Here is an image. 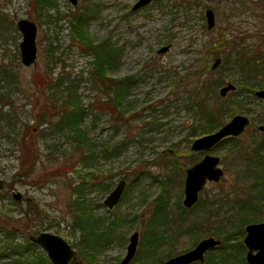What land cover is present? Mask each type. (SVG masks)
Segmentation results:
<instances>
[{
    "label": "rangeland",
    "instance_id": "1",
    "mask_svg": "<svg viewBox=\"0 0 264 264\" xmlns=\"http://www.w3.org/2000/svg\"><path fill=\"white\" fill-rule=\"evenodd\" d=\"M136 1L77 0L72 4L69 0H56L55 9L43 10L35 6L34 0H0V76L6 78L0 82V107L2 101L6 102L0 108V178L4 183L0 224L14 229L17 241L49 231L75 245L81 233L72 227L71 206L80 189L83 201L103 221L94 264H120L135 231L139 234L137 250L128 264H165L168 258L194 247L201 238H217L204 230L194 236L189 229L183 231L186 222L179 228L173 221L179 219V207L183 206L185 170L202 157V153L191 150L192 141L203 135V123L193 120L186 108L188 90L197 82L190 72L198 68L210 42H221L234 35L236 42L250 47L264 43V0H204L215 13L216 25L211 30L207 29L204 16L201 20L198 12L193 13L191 4L195 0H185L192 13L183 6L173 7L181 0H160L133 11L131 7ZM84 11L89 13L88 30L93 41L121 51L109 76L133 78L120 110L105 104L107 96L89 75L92 56L72 32L74 18ZM21 18L30 19L37 26V58L28 67L20 62L21 36L16 21ZM167 44L170 49L159 55L157 50ZM228 51L229 48L225 52ZM40 75L47 76L51 83H35ZM65 87L70 92L68 101L70 97L72 102L77 99L85 109L82 127L89 143L83 148H74L71 141L53 131L46 140L38 138L47 125L45 122L56 119L52 114L62 103L60 97L67 94ZM233 98L231 94L228 100ZM251 101L254 109L250 111L231 102L233 112L224 120L227 122L236 114L247 115L250 122L241 134L245 141L255 130L257 134L264 132L258 129L264 124L257 116H263L259 106L264 104ZM193 127L198 128V134L186 136ZM224 145L211 150L221 157L224 176L218 182L205 184L200 192V199L205 202L238 188L236 196H247L243 193L246 183L240 179L236 182L238 176L244 180L241 163L228 154ZM26 151L36 152L40 159L30 177L17 175L22 171L21 154ZM81 151L85 160L81 159ZM107 175L110 186L103 191L100 179ZM120 180L126 182L122 198L113 209H108L103 200ZM12 191L22 194L19 203L10 201ZM164 205L166 218L161 216ZM198 212V207L187 212V220L198 218ZM233 215L220 222V213L207 223L215 221L214 231L222 223L225 230L233 233L231 228L239 223L237 214ZM250 216L257 218L253 222L264 221V207ZM47 225H51L47 230L40 228ZM2 234L0 231V264H15L22 257L11 255ZM154 235L156 241L151 242ZM243 237L244 233L224 241L227 247L223 252L210 251L217 256L214 264H235L245 256L246 250L234 249V243L243 242ZM77 258L82 260L80 255Z\"/></svg>",
    "mask_w": 264,
    "mask_h": 264
},
{
    "label": "trees",
    "instance_id": "2",
    "mask_svg": "<svg viewBox=\"0 0 264 264\" xmlns=\"http://www.w3.org/2000/svg\"><path fill=\"white\" fill-rule=\"evenodd\" d=\"M36 7L49 10L56 8V0H34ZM183 6L184 9L190 10V6L193 5V12H198L200 19H203V9L207 7L204 0H195V4L187 6L185 0H181L178 4ZM189 14V13H188ZM88 15L87 11L81 12L77 15L72 22V32L76 39H78L84 46H86L87 51L92 55L91 67L89 69V75L91 80L97 82L98 88L107 96L105 104L111 105L110 109L122 108L124 104V99L126 94L129 93L132 87V77L124 78H111L109 76V71L116 67V57L120 55V49L109 45L106 46L105 43H96L91 38L88 30ZM205 28L204 24H201ZM231 36V35H230ZM227 36L226 39L221 40V42H210L205 55L199 59L198 68L190 72L191 76L197 77V82L191 89L188 90V100L186 108L191 113L193 120L197 119L203 123L200 128L201 134H206L214 131L225 123V118L232 114L231 102L240 106V109L245 111H250L254 109L253 101H258V104L262 102L264 104V99L257 98L254 95L255 90L264 88V43L257 44L256 46H247L240 42H236V38L233 36ZM222 38V37H221ZM236 40V41H235ZM229 48L228 52H225ZM226 49V50H225ZM210 58V60H209ZM217 58L221 59L220 64L215 70L211 69V61L214 62ZM5 60V58H3ZM211 63V64H210ZM7 66V65H6ZM5 68V65L2 68ZM1 68V69H2ZM7 69V67H6ZM6 77V75H5ZM6 81L4 75L0 76V82ZM16 81V80H15ZM51 80L47 76L40 75L35 83L40 82L51 83ZM226 81H230L235 84L236 89L227 94L226 97L221 98L217 94V90L225 84ZM70 82L73 83V80ZM6 87V85H4ZM64 91L67 92L65 97H60L59 100L62 101L59 108H55L52 117L55 120H50L45 123L44 127L41 129L38 138L40 140H46V136L49 135L50 131L54 134L60 135L67 141H71L74 148L86 147L89 143V138L84 128L82 127L85 109H82L80 103L77 99L72 102V97L70 92L67 91L65 87ZM233 94L235 98L231 101L228 99L230 95ZM58 102V101H57ZM68 103V107L65 106ZM6 106V102L2 101V108ZM0 107V108H1ZM152 108L151 106H149ZM260 110L264 116V105L259 106ZM8 116L11 115V111L7 112ZM259 117V122L264 124V117L261 113L257 115ZM262 117V118H261ZM255 119V116H254ZM43 125V124H40ZM25 124H22V128ZM198 128H192L191 131L186 135L188 137H194L198 134ZM227 149L228 154H230L234 159H238L242 167V180L239 176L236 182L240 179L243 184L246 183L247 188L243 190L247 196L245 198H239L236 196L238 189L234 190L231 194H218V197L209 196L211 199H198L197 203L191 208H185L180 205L179 207V219L175 218L173 221L176 222L179 228L183 226L186 222L187 227L184 226L183 231L190 230V233L196 236L202 233L203 230L211 235H216L217 238L221 239L222 242L219 246L215 247L214 250L225 251L227 247L224 241L232 238L234 235H242L244 233V227L247 223L256 221L257 218H253L250 215H255L256 212L260 211L264 207V132L257 134L251 132V138L249 141H245L242 135L239 137H227L221 140L214 148L222 146ZM192 153V152H191ZM86 156L83 151H81V159L85 160ZM194 156V155H192ZM28 157V160H27ZM33 158V161L30 159ZM38 155L36 152H24L21 154V170L18 171L17 175L30 177L33 173V169L36 163H39ZM42 163V162H41ZM193 163V162H192ZM43 164V163H42ZM176 168V164H174ZM16 175V176H17ZM107 177L101 178V190L106 191L110 184L106 182ZM97 179V178H96ZM235 185L236 187L244 186ZM75 192V188H73ZM202 193V192H201ZM83 193L82 189L76 192L75 198L73 199L74 213L72 216V227L74 231H79L81 233L79 241L75 242L73 246L78 247V256L80 255L82 260H77L72 264H84V262L89 261L90 264H94L96 257V241L99 236H102L99 231V227L102 224L100 217L94 214V208L89 204L85 203L82 199ZM224 198V202L222 200ZM11 202L19 203L18 201H13L10 197ZM167 200L164 203L167 204ZM200 208L199 217L191 221L187 220V212L194 210L195 208ZM163 212L161 213L162 218H166V208L165 205L162 207ZM220 213H222V219H229V215L237 214L239 223L237 227H232V231L225 230L222 223L216 226L214 231V222L208 225L210 218H217ZM24 215H27L25 213ZM234 216V215H233ZM227 217V218H225ZM207 223V224H206ZM208 225V226H206ZM39 226V224L37 225ZM5 224H0V231H3L2 239L4 240L6 247L11 251V255L21 256L18 258V262L15 264H51L45 253L36 249L28 240V238H23L17 241L16 231L14 229L4 228ZM51 225L41 226L42 230H47ZM243 228V229H242ZM38 229V227H37ZM206 229V230H205ZM212 230V232H211ZM155 235H159L158 233ZM151 238V242L156 241V236ZM1 240V239H0ZM235 250L238 252L245 251V246L243 242L234 243ZM229 246V245H228ZM36 250V251H35ZM212 251V250H211ZM227 253H225L226 256ZM217 256L212 252L206 254L205 264H214V260ZM226 259V258H225ZM150 264V263H148ZM151 264H153L151 262ZM164 264V263H163ZM224 264H231L230 262H224ZM235 264H246L245 258L242 255Z\"/></svg>",
    "mask_w": 264,
    "mask_h": 264
},
{
    "label": "water",
    "instance_id": "3",
    "mask_svg": "<svg viewBox=\"0 0 264 264\" xmlns=\"http://www.w3.org/2000/svg\"><path fill=\"white\" fill-rule=\"evenodd\" d=\"M72 4H76L77 0H69ZM152 1L157 0H137L132 9L145 6ZM205 19L208 29L215 25V16L211 8L205 9ZM16 28L21 35L18 43L20 62L23 66H30L35 63L37 58L36 34L37 26L34 21L21 18L16 21ZM170 45L161 46L158 54L167 52ZM221 62L217 58L211 68L215 69ZM236 86L234 83L227 81L218 90L221 98H224L228 92L234 91ZM257 98L264 99V88L257 89L254 92ZM250 118L247 115L236 114L232 116L222 126L210 133L203 134L195 138L191 143V150L194 152L203 151L205 154L200 160L189 166L185 171L183 199L182 205L185 208L193 207L198 199L199 194L207 182H218L224 176V169L220 164V156L209 153L221 140L227 137H238L241 135L246 126H248ZM258 129L264 131V125H259ZM126 187L125 180H120L103 200V204L108 209H113L123 195ZM4 183L0 178V193L3 191ZM19 191L12 192L14 201L21 198ZM29 241L40 247L46 253L51 264H72L78 257V251L63 237L51 233L49 231H40L36 234H30ZM139 234L133 232L129 237L127 252L120 264H128L137 250ZM221 244V240L213 236L201 238L191 249L168 258L165 264H203L205 261V253ZM243 244L246 248L245 261L246 264H264V221L250 222L244 227Z\"/></svg>",
    "mask_w": 264,
    "mask_h": 264
},
{
    "label": "flooded vegetation",
    "instance_id": "4",
    "mask_svg": "<svg viewBox=\"0 0 264 264\" xmlns=\"http://www.w3.org/2000/svg\"><path fill=\"white\" fill-rule=\"evenodd\" d=\"M158 1H160V0H157V1H152V2H150L149 4H147V5H145V6H142V7H139V8H137V9H132V7H131V9L133 10V11H136V10H139V9H141V8H144V7H146V6H149L150 4H154V3H156V2H158ZM77 3V2H76ZM133 6V5H132ZM173 7H179V5H177V6H173ZM206 8H210V7H205V9ZM205 9H203V16H204V18H205ZM212 9V8H211ZM192 10H194V9H192ZM213 10V9H212ZM214 12V11H213ZM194 13V12H193ZM192 15V14H191ZM214 16H215V13H214ZM204 18L202 19V20H204ZM205 22H206V19H205ZM215 25H216V18H215ZM215 25H214V27H215ZM206 27H207V25H206ZM213 27V28H214ZM213 28H211V29H213ZM17 29V28H16ZM208 29V28H207ZM211 29H209V30H211ZM18 31V30H17ZM19 32V31H18ZM21 36V35H20ZM167 45H170V44H167ZM19 48V47H18ZM170 49V48H169ZM166 53V52H165ZM164 54V53H163ZM159 55H162V54H159ZM92 56V55H91ZM92 59H93V57H92ZM212 64H213V62H212ZM212 64H211V66H212ZM218 67V66H217ZM216 67V68H217ZM215 68V69H216ZM212 69V68H211ZM215 69H212V70H215ZM227 82V81H226ZM202 153V156L205 154V152H203V151H199V154H201ZM209 153H211V151L209 152ZM202 158V157H201ZM200 158V159H201ZM199 159V160H200ZM220 160H221V157H220ZM197 162V161H196ZM195 163V162H194ZM193 163V164H194ZM192 164V165H193ZM220 164H221V161H220ZM186 171V170H185ZM13 192V191H12ZM12 192H11V197H12ZM124 193V192H123ZM122 198V197H121ZM199 198H200V194H199ZM31 244H33L32 242H30ZM33 245H35V244H33ZM244 245V244H243ZM245 250H246V248H245ZM211 250H209V251H207L206 253H205V259H206V254L208 253V252H210ZM244 258H245V256H244ZM246 262V261H245ZM192 264H197V263H192Z\"/></svg>",
    "mask_w": 264,
    "mask_h": 264
}]
</instances>
